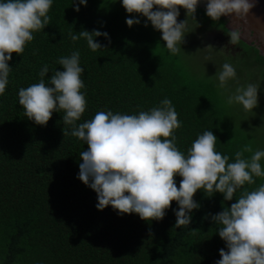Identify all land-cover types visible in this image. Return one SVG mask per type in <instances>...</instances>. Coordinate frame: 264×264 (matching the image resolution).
I'll use <instances>...</instances> for the list:
<instances>
[{
	"label": "trees",
	"instance_id": "obj_1",
	"mask_svg": "<svg viewBox=\"0 0 264 264\" xmlns=\"http://www.w3.org/2000/svg\"><path fill=\"white\" fill-rule=\"evenodd\" d=\"M48 15L49 24L33 33L20 56L11 54L5 95L0 96V264H214L224 242L209 215L233 203L239 190L229 201L220 193L207 196L197 190L193 200L200 207L192 211L188 227L173 226L174 201L159 221L117 215L109 206L97 210L95 193L76 178L79 153L87 145L63 134L68 126L62 111H53L43 126L26 119L17 90L37 82L42 65L49 69L47 83L53 71L62 70L56 59L77 50L86 101L77 123L97 111H146L167 97L181 122L175 130L177 148L186 152L197 134L210 129L217 138L216 150L231 161L246 143L253 150L264 149V57L242 40L237 43L240 50L233 52L203 46L201 33L227 34L228 29L222 17L214 22L199 7L192 17L179 8L186 34L183 52L175 56L163 48L159 31L150 23L144 26L140 14L126 13L119 0H86L79 11H73L71 0H53ZM133 15L141 23L126 26L125 18ZM82 29L107 32L110 43L95 37L105 47L93 52L83 39L68 38L70 31ZM192 49L206 58L211 53L219 66L225 61L234 66L236 79L228 82L229 91L259 83L253 113L223 103L213 86L212 75L219 71L188 59ZM179 179L174 177L177 186ZM261 182L264 178H254L245 187L251 190Z\"/></svg>",
	"mask_w": 264,
	"mask_h": 264
},
{
	"label": "clouds",
	"instance_id": "obj_2",
	"mask_svg": "<svg viewBox=\"0 0 264 264\" xmlns=\"http://www.w3.org/2000/svg\"><path fill=\"white\" fill-rule=\"evenodd\" d=\"M53 0H0V96L5 95L11 54L20 56L25 44L31 42L33 33L49 24L48 11ZM126 13H138L158 30L163 48L169 55L181 52L186 34L185 19L177 22L179 8L185 17H192L197 4H204V14L212 21L221 16L229 18L227 36L230 44L241 39L250 42L264 40V23L257 20V28L245 31L249 10L255 0H119ZM73 11L86 0H71ZM155 6V7H154ZM125 25L141 23L139 16L126 17ZM110 43L107 32L97 29L68 33L71 41L83 39L89 50L103 49L99 40ZM55 63L62 70L48 76L47 65H42L40 79L17 90L18 104L26 119L45 125L52 112L62 111L63 124L68 128L63 134L71 135L86 144L79 153L76 178L95 193L94 207L102 210L109 206L117 215L136 214L141 220L159 221L169 208L170 201L175 217L174 225L188 227L192 211L200 205L193 194L200 190L212 196L222 194L224 201L234 202L209 219L219 227L215 230L224 242L218 249L219 259L214 264H264V182L249 190L254 178H264V149H252L246 143L233 153L216 150L217 138L210 129L197 134L186 152L176 146L175 130L181 126L171 101L165 97L146 111L135 114L97 111L91 119L79 122L85 111L83 68L79 51L60 56ZM214 87L227 106L238 104L245 112H252L258 105L259 83H248L228 90V82L235 81L234 66L225 61L215 72ZM212 76L208 78L211 79ZM264 92V89H260ZM244 153H250L245 157ZM180 177L178 186L174 177Z\"/></svg>",
	"mask_w": 264,
	"mask_h": 264
},
{
	"label": "water",
	"instance_id": "obj_3",
	"mask_svg": "<svg viewBox=\"0 0 264 264\" xmlns=\"http://www.w3.org/2000/svg\"><path fill=\"white\" fill-rule=\"evenodd\" d=\"M197 7L204 9L203 3H198ZM249 15L247 16L248 22L244 25L245 31H255L257 28V20L264 23V0H255L254 6L249 10ZM225 21V26L229 30V18L221 16ZM243 42L249 45H253L258 53L264 57V40H257L255 42H250L248 39H241Z\"/></svg>",
	"mask_w": 264,
	"mask_h": 264
},
{
	"label": "rangeland",
	"instance_id": "obj_4",
	"mask_svg": "<svg viewBox=\"0 0 264 264\" xmlns=\"http://www.w3.org/2000/svg\"><path fill=\"white\" fill-rule=\"evenodd\" d=\"M176 19H177V22L183 20V19L178 18V16L176 17ZM198 37L201 39L200 41H201L202 45L205 47H209V46H213V45L216 46L220 43L218 41L217 35H215L213 33H209V32L201 33V35H199ZM189 42H191V41L189 40ZM221 51L224 53L228 52L227 50H224V49ZM202 56H204V54L198 55L197 51L193 50V49L190 50L188 53V59L190 58V60H192L194 62L196 59H199L198 65L200 67H203L204 69H210V70L213 68H216L218 71L221 70V66H219L218 61L215 59V57H213L211 55V53H210L208 58H206L205 56L204 57H202Z\"/></svg>",
	"mask_w": 264,
	"mask_h": 264
},
{
	"label": "flooded vegetation",
	"instance_id": "obj_5",
	"mask_svg": "<svg viewBox=\"0 0 264 264\" xmlns=\"http://www.w3.org/2000/svg\"><path fill=\"white\" fill-rule=\"evenodd\" d=\"M208 32L217 35L218 41L220 42L218 45L224 46V49H229L232 52L240 50V47L237 44L232 45L229 43V38H228L227 34H225L222 30H211Z\"/></svg>",
	"mask_w": 264,
	"mask_h": 264
}]
</instances>
